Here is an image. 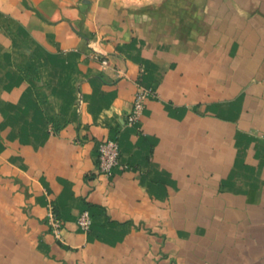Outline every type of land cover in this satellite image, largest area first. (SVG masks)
<instances>
[{
    "label": "crops",
    "instance_id": "crops-1",
    "mask_svg": "<svg viewBox=\"0 0 264 264\" xmlns=\"http://www.w3.org/2000/svg\"><path fill=\"white\" fill-rule=\"evenodd\" d=\"M0 264H264V0H0Z\"/></svg>",
    "mask_w": 264,
    "mask_h": 264
},
{
    "label": "built area",
    "instance_id": "built-area-1",
    "mask_svg": "<svg viewBox=\"0 0 264 264\" xmlns=\"http://www.w3.org/2000/svg\"><path fill=\"white\" fill-rule=\"evenodd\" d=\"M137 91L134 97L132 109L126 117L127 124H134L142 115L147 100L150 97L160 98L162 95L159 91L144 83L138 81ZM53 132V126L50 127ZM120 145L116 139L104 138L98 143V172L104 175H111L116 166L119 165ZM77 224L83 231H88L93 224V216L90 210H83L78 218ZM48 225L51 233L58 240H61V233L65 227L64 219L59 216L53 207L48 212Z\"/></svg>",
    "mask_w": 264,
    "mask_h": 264
},
{
    "label": "rangeland",
    "instance_id": "rangeland-1",
    "mask_svg": "<svg viewBox=\"0 0 264 264\" xmlns=\"http://www.w3.org/2000/svg\"><path fill=\"white\" fill-rule=\"evenodd\" d=\"M104 3H107L108 5L112 6H120L124 5L127 7H149L152 5H157L162 0H99Z\"/></svg>",
    "mask_w": 264,
    "mask_h": 264
},
{
    "label": "trees",
    "instance_id": "trees-1",
    "mask_svg": "<svg viewBox=\"0 0 264 264\" xmlns=\"http://www.w3.org/2000/svg\"><path fill=\"white\" fill-rule=\"evenodd\" d=\"M92 216H93V214H92ZM93 221H94V217H93Z\"/></svg>",
    "mask_w": 264,
    "mask_h": 264
}]
</instances>
